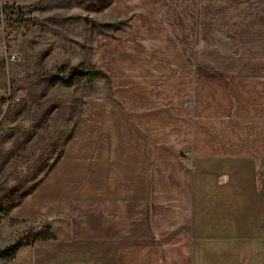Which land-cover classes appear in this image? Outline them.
Segmentation results:
<instances>
[{"label": "crops", "instance_id": "crops-1", "mask_svg": "<svg viewBox=\"0 0 264 264\" xmlns=\"http://www.w3.org/2000/svg\"><path fill=\"white\" fill-rule=\"evenodd\" d=\"M110 8L133 15L89 52L112 97L88 99L50 169L75 199L62 261L264 264V64L219 50L236 21H257L255 1ZM38 201L30 195L20 210Z\"/></svg>", "mask_w": 264, "mask_h": 264}, {"label": "rangeland", "instance_id": "rangeland-1", "mask_svg": "<svg viewBox=\"0 0 264 264\" xmlns=\"http://www.w3.org/2000/svg\"><path fill=\"white\" fill-rule=\"evenodd\" d=\"M112 1L2 0L0 210L5 213L0 215V264L82 263L62 261L60 247L63 241L65 246L67 239L63 233L70 231L75 199L67 191L57 189L56 179L49 175L57 170L56 161L88 99L112 97L108 74V79L92 74L75 76L76 71H93L89 52L97 36L116 39L131 24L133 15L112 14ZM254 1L257 21H236L231 32L226 31L224 38L219 39V50L235 55L246 67L249 63L258 65L256 61L264 64V58L258 56L264 52V41L258 48V39L262 38L259 30L264 28V21H260L264 0ZM11 6L16 9L9 15L6 7ZM10 54H15V61H6ZM71 76L74 77L69 86L58 80ZM33 194L39 195L36 206L32 203L20 210L24 200ZM17 207L19 212L15 211ZM44 225L51 226L54 239L36 240L11 257L5 255L7 246L27 230ZM26 248L29 252L24 253Z\"/></svg>", "mask_w": 264, "mask_h": 264}, {"label": "trees", "instance_id": "trees-1", "mask_svg": "<svg viewBox=\"0 0 264 264\" xmlns=\"http://www.w3.org/2000/svg\"><path fill=\"white\" fill-rule=\"evenodd\" d=\"M6 8L9 10V13H8L9 15L13 14V10L16 9L15 6L6 7ZM2 10H3L2 7H0V16L2 14ZM90 74L97 75V76H104L107 79L109 78L106 75V73L100 70H97L94 67L91 73L80 70V71H76L75 76H81V75L89 76ZM72 77L74 76H71V78H59L58 80L61 81L64 85L69 86L70 84H72V81H73ZM2 213H5L4 209L0 210V215H2ZM54 238H55V235L50 225H44L40 227L39 229H29L23 235L18 237L13 243L7 246L5 255L11 257L17 252L18 249H20L21 247L30 245L36 240H50Z\"/></svg>", "mask_w": 264, "mask_h": 264}, {"label": "built area", "instance_id": "built-area-1", "mask_svg": "<svg viewBox=\"0 0 264 264\" xmlns=\"http://www.w3.org/2000/svg\"><path fill=\"white\" fill-rule=\"evenodd\" d=\"M2 3H3L2 0H0V7L3 6ZM15 60H16V56H15V54H10V55L7 56V58H6V61H7V62L15 61Z\"/></svg>", "mask_w": 264, "mask_h": 264}]
</instances>
